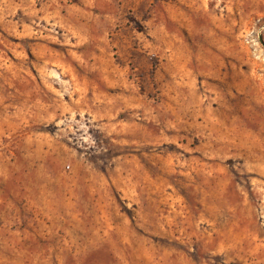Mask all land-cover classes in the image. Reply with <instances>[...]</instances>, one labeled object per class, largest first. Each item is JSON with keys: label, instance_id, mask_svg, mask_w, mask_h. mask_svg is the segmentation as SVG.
<instances>
[{"label": "rangeland", "instance_id": "374dc122", "mask_svg": "<svg viewBox=\"0 0 264 264\" xmlns=\"http://www.w3.org/2000/svg\"><path fill=\"white\" fill-rule=\"evenodd\" d=\"M0 264H264V0H0Z\"/></svg>", "mask_w": 264, "mask_h": 264}]
</instances>
